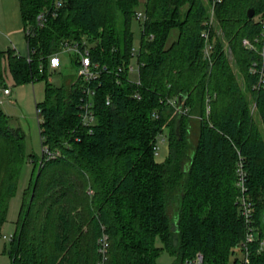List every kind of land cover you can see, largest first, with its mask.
Returning <instances> with one entry per match:
<instances>
[{
    "label": "trees",
    "instance_id": "16d2710c",
    "mask_svg": "<svg viewBox=\"0 0 264 264\" xmlns=\"http://www.w3.org/2000/svg\"><path fill=\"white\" fill-rule=\"evenodd\" d=\"M53 4L19 0L28 56L0 52L15 84L45 79L49 57L71 43L86 42L92 61L107 72L90 84L78 77L60 87L46 83L45 99L36 104L42 155L39 161L27 155L38 167L11 240L12 264H97L103 233L109 238L108 264H157L162 250L175 264L197 253L204 264H236V246L244 237L242 196L264 239V86L253 88L257 77L249 68L260 57L242 45L261 32L264 0H221L212 18L211 0H63L37 27V16ZM138 13L144 20H137L142 42L136 86L126 70ZM172 30L177 37L167 45ZM206 31L210 60L203 54ZM87 88L94 92L92 126H83L80 116ZM169 100L186 112L180 114ZM191 118L199 127L190 152ZM164 130L169 152L159 163L153 149ZM25 138L0 111V238L26 156ZM171 194L178 205L173 223L165 212ZM257 249L258 243L250 246V264H264V250Z\"/></svg>",
    "mask_w": 264,
    "mask_h": 264
},
{
    "label": "rangeland",
    "instance_id": "374dc122",
    "mask_svg": "<svg viewBox=\"0 0 264 264\" xmlns=\"http://www.w3.org/2000/svg\"><path fill=\"white\" fill-rule=\"evenodd\" d=\"M146 0H140L141 4H144ZM131 30L133 33L132 36V50L134 52L133 56L129 61V67L133 68V72L130 73L129 79L132 81H137L138 79V55L140 52L141 42H142V29L141 24L137 20H132ZM216 36L221 38L220 32H216ZM177 37V31L172 30L166 40L168 45ZM225 48L227 45L223 43ZM226 54L229 60L231 67L237 74L235 67L233 66L232 56L229 50L226 49ZM74 55L70 52H65L60 55L61 67L55 71L47 72L45 79H38L34 82H26L22 84H15L12 75L10 74L7 61L1 59L0 61V74L3 79L4 85L7 86L12 94L8 97H0V111L13 119L14 124L19 126L25 133V158L24 163L19 172L15 191L8 201V207L6 212L5 222L2 225L1 229V238H0V264H12V259L9 256L11 250V240L16 231V223L18 220L19 211L23 201L24 193H30L31 182L33 177L37 173V168L35 163H32L28 159L27 155H34L39 161L42 155V146H41V136L39 131V116L36 109L37 103H42L45 99V86L49 82L52 86L60 87L64 84L68 85L71 81L75 80L76 68L73 64ZM237 80L240 86H242V78L238 74ZM252 116L255 123L260 127L259 119L253 110L252 107ZM198 127L199 121L197 119L191 118L189 122V131L186 135V138L189 142L190 152L196 146L197 137H198ZM167 130H164L163 133L157 139V148L158 155L155 158L156 162H164L168 156V139H167ZM164 140V141H162ZM38 167V165H37ZM248 199L251 200L250 195ZM167 204L165 207L166 215L169 217L170 221L173 223L177 219V196L171 194L168 196ZM4 237L6 239H4ZM155 246L157 248H162L163 245L159 239L155 240ZM157 264H175V258L169 254L166 250H162L160 255L156 260Z\"/></svg>",
    "mask_w": 264,
    "mask_h": 264
},
{
    "label": "built area",
    "instance_id": "2783aa9c",
    "mask_svg": "<svg viewBox=\"0 0 264 264\" xmlns=\"http://www.w3.org/2000/svg\"><path fill=\"white\" fill-rule=\"evenodd\" d=\"M220 1L221 0H211L210 9H209L211 18L213 17L215 5L217 3H220ZM62 6H63V0H54V4L51 10L44 13H40L37 16L36 26L41 27L45 22L46 18L48 16L55 15L56 11L60 9ZM136 20H144V16L141 13H138L136 15ZM210 23H212V21H210ZM202 38L204 39L203 54L206 59L210 60V55L212 53V44L210 43L209 31L204 32L202 34ZM86 44H87L86 42H82L80 45L78 43L65 44L60 53L52 54L49 57V70L57 71L61 67L60 55L65 52H70L77 58V66L75 67L77 77L87 84L98 81L101 76V73L107 72V67L106 65H102L99 64L98 62L92 61L89 53V46ZM242 45L245 48H248L256 52L260 57V64L258 65V63H253L252 66L249 68V73L252 75H256L257 77V81L254 84L253 88H259L260 86H264V20L261 22V32L258 38H255L254 41L252 42L248 39H244L242 41ZM133 71H134L133 68L128 66L126 70L127 72L126 75L128 76L127 79L132 84L139 86L140 85L139 76L137 81H132L129 79V75ZM10 93H11L10 89L0 83V97L9 96ZM86 95L88 99H87V103L83 107L84 112L81 113L80 115L81 123L83 126H92L94 124V115L93 112L91 111V107H90L91 102L89 99L94 95V92L90 88H87ZM134 98L138 100L140 99L139 95L137 94H135ZM106 104H108V102H106ZM168 104L173 108L178 109L180 114L186 112L184 108H182L181 106L178 107L177 102L174 100H169ZM153 151H154V156L157 157L158 155L157 145H155ZM43 152H47V151L43 150ZM239 175H240V180L237 185L240 188L241 192H243L244 188H243L242 175L241 173H239ZM240 209H241L240 214L244 227V237L243 240L236 246V254H234V258L237 259L236 264H250V246L252 244L258 243L257 252L260 253L261 251L264 250V239L258 238V232L256 230V227L254 226V222L252 218V209L243 196L241 197L240 200ZM4 239L6 238L4 237ZM97 255H98L97 264H108L109 238L108 235H106L105 233H103L98 240ZM183 264H204L203 256L201 255V253H197L193 259L186 260Z\"/></svg>",
    "mask_w": 264,
    "mask_h": 264
},
{
    "label": "crops",
    "instance_id": "0c3cea01",
    "mask_svg": "<svg viewBox=\"0 0 264 264\" xmlns=\"http://www.w3.org/2000/svg\"><path fill=\"white\" fill-rule=\"evenodd\" d=\"M7 50L21 57L28 56L19 0H0V52ZM11 94L5 97L9 98Z\"/></svg>",
    "mask_w": 264,
    "mask_h": 264
},
{
    "label": "water",
    "instance_id": "95a60500",
    "mask_svg": "<svg viewBox=\"0 0 264 264\" xmlns=\"http://www.w3.org/2000/svg\"><path fill=\"white\" fill-rule=\"evenodd\" d=\"M247 17L248 19H252L254 17V11L252 9H250L247 13Z\"/></svg>",
    "mask_w": 264,
    "mask_h": 264
}]
</instances>
